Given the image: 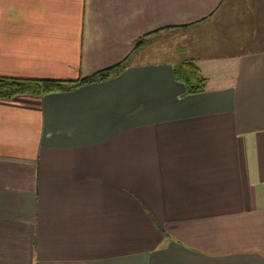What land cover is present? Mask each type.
<instances>
[{"label": "crops", "instance_id": "crops-1", "mask_svg": "<svg viewBox=\"0 0 264 264\" xmlns=\"http://www.w3.org/2000/svg\"><path fill=\"white\" fill-rule=\"evenodd\" d=\"M257 2L0 0V75L125 65L0 98V264H264ZM186 59L201 93L174 79Z\"/></svg>", "mask_w": 264, "mask_h": 264}, {"label": "trees", "instance_id": "trees-1", "mask_svg": "<svg viewBox=\"0 0 264 264\" xmlns=\"http://www.w3.org/2000/svg\"><path fill=\"white\" fill-rule=\"evenodd\" d=\"M182 26L185 27L186 25ZM143 42L142 38L138 39L135 42V48L141 46ZM124 67V61H120L108 68L75 80L17 78L0 75V98L10 99L18 95H44L71 91L87 84L104 82L116 76ZM172 69L174 79L184 85L187 94H198L205 90L206 79L201 74L194 60H183L173 65Z\"/></svg>", "mask_w": 264, "mask_h": 264}, {"label": "rangeland", "instance_id": "rangeland-1", "mask_svg": "<svg viewBox=\"0 0 264 264\" xmlns=\"http://www.w3.org/2000/svg\"><path fill=\"white\" fill-rule=\"evenodd\" d=\"M259 1H260V0H258V2H259ZM258 2H257V3H258ZM161 57H165V55H163L162 53H159L158 56H157V58H161Z\"/></svg>", "mask_w": 264, "mask_h": 264}]
</instances>
